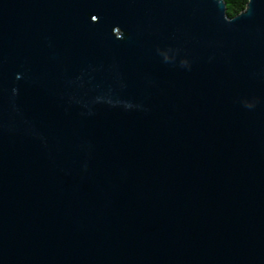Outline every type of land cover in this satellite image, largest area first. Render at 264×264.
I'll use <instances>...</instances> for the list:
<instances>
[{
  "label": "water",
  "instance_id": "95a60500",
  "mask_svg": "<svg viewBox=\"0 0 264 264\" xmlns=\"http://www.w3.org/2000/svg\"><path fill=\"white\" fill-rule=\"evenodd\" d=\"M0 0V264H264V0Z\"/></svg>",
  "mask_w": 264,
  "mask_h": 264
},
{
  "label": "trees",
  "instance_id": "16d2710c",
  "mask_svg": "<svg viewBox=\"0 0 264 264\" xmlns=\"http://www.w3.org/2000/svg\"><path fill=\"white\" fill-rule=\"evenodd\" d=\"M226 16L231 18L244 9L247 0H223Z\"/></svg>",
  "mask_w": 264,
  "mask_h": 264
}]
</instances>
